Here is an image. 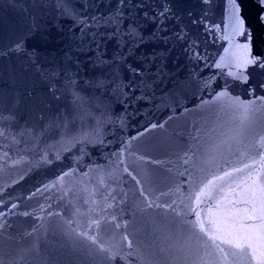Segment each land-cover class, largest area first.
<instances>
[{"label": "water", "instance_id": "95a60500", "mask_svg": "<svg viewBox=\"0 0 264 264\" xmlns=\"http://www.w3.org/2000/svg\"><path fill=\"white\" fill-rule=\"evenodd\" d=\"M262 186L261 0H0V264H257Z\"/></svg>", "mask_w": 264, "mask_h": 264}, {"label": "snow or ice", "instance_id": "6c2138e0", "mask_svg": "<svg viewBox=\"0 0 264 264\" xmlns=\"http://www.w3.org/2000/svg\"><path fill=\"white\" fill-rule=\"evenodd\" d=\"M261 2L264 3V0H261ZM243 24H244L243 20H240L239 21V26H240V33L241 34H243V31H244ZM255 62L256 61L254 59H252L251 57H249V59L247 60V63H255ZM260 191L262 193H264V186H262L260 188ZM256 211H257V209L255 207H253L252 210H251L252 214L248 218L249 219H255L256 218V216H255ZM259 211L262 213V215L259 218L261 220H264V198L261 199V207H260ZM246 227L251 228V227H253V225H246ZM234 246L237 247V248H240L242 252H243L244 248L247 247L248 249L251 250L250 254L253 256V258H255L257 260V264H264V250H261L259 252V256L257 257L256 256V250L252 248V244L251 243H248L246 245L237 243ZM221 251H223V249H221Z\"/></svg>", "mask_w": 264, "mask_h": 264}]
</instances>
